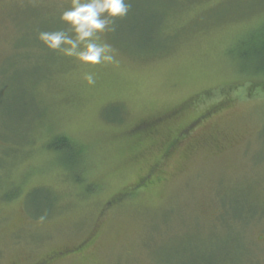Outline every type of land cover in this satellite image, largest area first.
Masks as SVG:
<instances>
[{"label": "rangeland", "instance_id": "rangeland-1", "mask_svg": "<svg viewBox=\"0 0 264 264\" xmlns=\"http://www.w3.org/2000/svg\"><path fill=\"white\" fill-rule=\"evenodd\" d=\"M128 2L85 65L71 0H0V264H264V0Z\"/></svg>", "mask_w": 264, "mask_h": 264}, {"label": "clouds", "instance_id": "clouds-1", "mask_svg": "<svg viewBox=\"0 0 264 264\" xmlns=\"http://www.w3.org/2000/svg\"><path fill=\"white\" fill-rule=\"evenodd\" d=\"M130 7L128 0H71L59 17L67 30L40 31L37 39L49 50L85 65L117 64L115 49L101 37L116 31V19L125 17ZM83 79L89 86L97 82L94 72H85Z\"/></svg>", "mask_w": 264, "mask_h": 264}, {"label": "trees", "instance_id": "trees-1", "mask_svg": "<svg viewBox=\"0 0 264 264\" xmlns=\"http://www.w3.org/2000/svg\"><path fill=\"white\" fill-rule=\"evenodd\" d=\"M150 18H152V17L145 18L144 20H146V21H143V23L151 24L153 26H155V25L157 26V23L155 21L154 22L150 21ZM262 34H263V32H262ZM249 43L251 45V47H250L251 50L250 51H251L252 56H251V54H249L247 56L248 58H246V57H244V58H245L246 62H247V59L249 61H251L248 64H251V63H254V64H253V69L250 68L249 66H248V68H245L246 65H244V70L253 71V72L257 71V72L262 73V71L260 69H264L263 66H262L264 64V37L261 38V39L260 38H257V39H253L252 38ZM259 64H261V67H262L260 69H258ZM261 85L264 87V81L261 82ZM146 126L149 127L150 126L149 123L148 124H144V127H146ZM138 127L142 128V124H140ZM59 140L62 143H68V138L67 137H63V136L59 137ZM52 143L50 144V146H52ZM78 151H80L79 148H78ZM81 159L83 160L82 156H81ZM11 195H10V197H11ZM243 206H244V209H245V213H243L242 215L243 216L245 215V217L247 218V216L250 214V212L252 210L253 205L249 201H245ZM219 216L221 217L222 213H220Z\"/></svg>", "mask_w": 264, "mask_h": 264}, {"label": "flooded vegetation", "instance_id": "flooded-vegetation-1", "mask_svg": "<svg viewBox=\"0 0 264 264\" xmlns=\"http://www.w3.org/2000/svg\"><path fill=\"white\" fill-rule=\"evenodd\" d=\"M35 264H41V263H35Z\"/></svg>", "mask_w": 264, "mask_h": 264}]
</instances>
